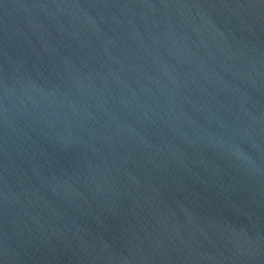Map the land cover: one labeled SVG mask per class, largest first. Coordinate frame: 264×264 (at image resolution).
<instances>
[{"label": "water", "instance_id": "water-1", "mask_svg": "<svg viewBox=\"0 0 264 264\" xmlns=\"http://www.w3.org/2000/svg\"><path fill=\"white\" fill-rule=\"evenodd\" d=\"M0 264H264V0H0Z\"/></svg>", "mask_w": 264, "mask_h": 264}]
</instances>
